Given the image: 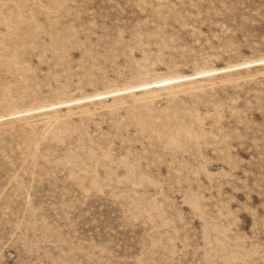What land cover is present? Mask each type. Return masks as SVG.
<instances>
[{"label": "rangeland", "instance_id": "374dc122", "mask_svg": "<svg viewBox=\"0 0 264 264\" xmlns=\"http://www.w3.org/2000/svg\"><path fill=\"white\" fill-rule=\"evenodd\" d=\"M260 60L264 0H0V264H264Z\"/></svg>", "mask_w": 264, "mask_h": 264}, {"label": "snow or ice", "instance_id": "6c2138e0", "mask_svg": "<svg viewBox=\"0 0 264 264\" xmlns=\"http://www.w3.org/2000/svg\"><path fill=\"white\" fill-rule=\"evenodd\" d=\"M261 64H264V60H260L259 61ZM171 81H165V83H170ZM157 87H159L160 85H156ZM145 87H153V85L152 84H147V85H145ZM97 98H99V97H97Z\"/></svg>", "mask_w": 264, "mask_h": 264}, {"label": "bare ground", "instance_id": "6f19581e", "mask_svg": "<svg viewBox=\"0 0 264 264\" xmlns=\"http://www.w3.org/2000/svg\"><path fill=\"white\" fill-rule=\"evenodd\" d=\"M12 117H13V115H12ZM17 117H18V114H17ZM12 120L14 119V118H11ZM17 121V120H16Z\"/></svg>", "mask_w": 264, "mask_h": 264}]
</instances>
